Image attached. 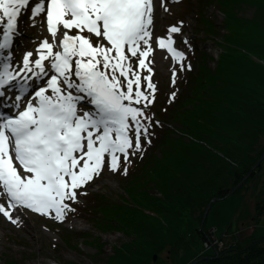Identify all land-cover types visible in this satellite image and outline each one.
Wrapping results in <instances>:
<instances>
[{"label":"snow or ice","instance_id":"6c2138e0","mask_svg":"<svg viewBox=\"0 0 264 264\" xmlns=\"http://www.w3.org/2000/svg\"><path fill=\"white\" fill-rule=\"evenodd\" d=\"M168 2L0 0V215L12 225L23 224L24 210L65 221L78 191L106 166L127 176L133 159L143 158L154 126H162L150 112L157 88L149 57L156 12H167ZM25 16L33 27L41 18L51 42L14 64ZM183 26L155 39L181 73L192 68L175 46ZM176 80L173 67L172 86Z\"/></svg>","mask_w":264,"mask_h":264},{"label":"trees","instance_id":"16d2710c","mask_svg":"<svg viewBox=\"0 0 264 264\" xmlns=\"http://www.w3.org/2000/svg\"><path fill=\"white\" fill-rule=\"evenodd\" d=\"M201 2L218 3L224 15L215 66L202 58L172 103L151 106L162 126H154L151 146L124 176L119 201L96 194L87 208H77L102 231L129 238L108 264H177L179 249L205 239L197 227L185 238L189 217L204 222L209 201L225 198L264 150V0H197L199 10ZM244 7L252 8L250 17L239 15ZM233 193L243 196L235 229L226 230L233 235L217 255L195 264H264V234L243 229L264 216V158Z\"/></svg>","mask_w":264,"mask_h":264},{"label":"rangeland","instance_id":"374dc122","mask_svg":"<svg viewBox=\"0 0 264 264\" xmlns=\"http://www.w3.org/2000/svg\"><path fill=\"white\" fill-rule=\"evenodd\" d=\"M170 4L171 6L167 12L159 9V15L164 19L162 26L164 25L163 29L165 30L161 29L155 34L154 42L156 37L167 34L169 26L184 21L181 34L177 35L178 49L185 51L187 55L185 63L190 62L192 68L191 71L185 70L181 73L179 64L176 62L166 67L165 70H158L155 65L150 64L153 68L152 80L157 88L155 97L158 98L159 102L168 96L170 97L172 92H176V95L180 92L182 84L188 82L186 81L188 75L195 70L197 64L201 63L202 58L206 59L210 68L215 66L218 54L223 49L219 43H224L226 32L223 21L224 15L221 14L218 3L201 2L199 5L200 10L197 0H180L179 3L170 2ZM198 11H200V16ZM252 12V8L244 7L239 11V15L250 17ZM163 14H166V16H163ZM209 20L213 26L208 25ZM19 31L22 35L14 43L13 51L14 61L16 62H20L25 52L29 50H34L35 57V50L43 39L47 38L51 42L46 24L41 23L39 17L35 27L32 26L27 16L22 17ZM186 31L189 32L191 50L181 39ZM74 33L73 31L72 34ZM173 67L177 71L175 86H172ZM146 74V70L142 72V75ZM148 148L145 152L148 151ZM156 154H158L157 151ZM121 159L123 160V158ZM137 161L139 159H133V163ZM123 178L124 176L119 172H109L106 166L98 178H95L78 191L77 198L80 203L73 205L77 207L86 205L85 208H87V205L96 194L107 197L108 201L111 199L118 202L119 195H123ZM80 192H87V195H81ZM242 200V194L232 193L213 202L205 216L204 226L206 228L215 227L216 233L214 234L216 237H221L228 227H230V230H234V217ZM93 211H95L94 207ZM26 212L28 214L25 213L23 224L20 227L12 225L0 215V264H40L37 262L38 259H42L46 264H108L110 258L114 259L112 256L115 254V247L127 242L129 239L123 233L102 231L97 224H91V221L87 219L89 214L84 212L81 216H78L77 213H69L63 222L32 213L30 210H26ZM27 217H31V219ZM78 220L84 222V224H78ZM102 220L109 222L110 217L102 218ZM199 224L198 221L189 217L186 222L187 232L184 234L186 239H190L189 232L196 227L198 228ZM110 229L112 230V228ZM252 233L255 236L264 234V216L258 224L252 226ZM235 235H237V232H235ZM198 248L179 249L176 254L177 264H188V262L202 255V252L206 249L203 246V240L198 243ZM206 253H214V250L210 249ZM166 255L167 253L163 254L164 257ZM159 264L170 263L166 260L162 262L160 260Z\"/></svg>","mask_w":264,"mask_h":264},{"label":"bare ground","instance_id":"6f19581e","mask_svg":"<svg viewBox=\"0 0 264 264\" xmlns=\"http://www.w3.org/2000/svg\"><path fill=\"white\" fill-rule=\"evenodd\" d=\"M154 2H155V0H154ZM170 6H171V4H170V2H168L167 3L168 10H169ZM163 16H166V14H163ZM163 22H164V19L159 15V10H157V12H156V18L154 20V29H153V45H152L153 46V53L149 57V60L152 61L151 64L155 65V68L158 69V70H165L166 67H168L169 65L175 64V62L172 60L171 56L165 50L159 49L156 46L155 42H154V36H155V34H157L161 29L162 30H165V29H163L164 25L162 26ZM183 36L189 38L190 37L189 36V32L188 31L184 32V35ZM175 39H176V45L175 46L177 47L178 44H179V42L177 40V35L175 36ZM25 213H26V215L28 214L26 212V210H24V216H25ZM27 218L28 219H31V217H27ZM78 221H76V222H78ZM79 223L80 224H84V222H82V221H79L78 224ZM24 226H25V223H24ZM198 229L201 230V231H203V232H206L207 233L205 235V239L203 240V242H205V241H211L212 239H210V238H211L212 235H214V238H216L218 241H220L222 243V245H221L220 248H218L216 245L209 246L208 248L203 245L206 249H204V251L202 252L203 254L201 256H207L206 255L207 254L206 251L209 250V248L215 249L216 252L218 253V251L223 248L224 241H227L233 235V233L232 234H229V233H227V231H225L224 234L221 237H216V235L214 234V233H216V228L215 227H209V228H205V229H202V228L200 229V227H198ZM243 229H245V231L247 233H252V225H250V226H248L246 228H243ZM238 233L239 232L237 231V234ZM226 235L228 237L224 238V236H226ZM198 257H200V256H198ZM37 262L40 263V264H46L42 259H38ZM190 262H188V264Z\"/></svg>","mask_w":264,"mask_h":264},{"label":"water","instance_id":"95a60500","mask_svg":"<svg viewBox=\"0 0 264 264\" xmlns=\"http://www.w3.org/2000/svg\"><path fill=\"white\" fill-rule=\"evenodd\" d=\"M264 158V150L260 156V158L255 162V164L251 167V169L244 175V177L242 178V180H240L228 193H227V196L232 194L235 189L240 186L242 184V182L249 176V174L254 170L255 167H257L261 160ZM220 199H223V198H220V197H213L209 203L206 205L205 209H204V213H203V217L206 216L211 204L215 201H218ZM202 224H203V220L200 222L199 224V227L200 229L202 228ZM214 254L217 255V252L216 250L214 249ZM156 257H157V254H153V260H156ZM206 258H210V256H200V257H197L196 259H194L193 261H191L189 264H195L196 262L202 260V259H206Z\"/></svg>","mask_w":264,"mask_h":264},{"label":"built area","instance_id":"2783aa9c","mask_svg":"<svg viewBox=\"0 0 264 264\" xmlns=\"http://www.w3.org/2000/svg\"><path fill=\"white\" fill-rule=\"evenodd\" d=\"M210 239H212V240L203 242V245L205 247L208 248L209 246H213V245H216L218 248L221 247L222 243L220 241H218L216 238H214V235H212Z\"/></svg>","mask_w":264,"mask_h":264}]
</instances>
